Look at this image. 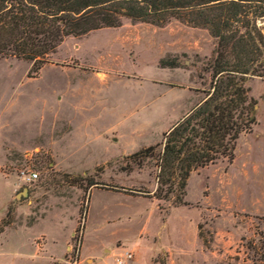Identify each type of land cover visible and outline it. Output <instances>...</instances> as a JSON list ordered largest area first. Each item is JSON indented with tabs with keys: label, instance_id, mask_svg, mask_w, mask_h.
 I'll list each match as a JSON object with an SVG mask.
<instances>
[{
	"label": "rangeland",
	"instance_id": "rangeland-1",
	"mask_svg": "<svg viewBox=\"0 0 264 264\" xmlns=\"http://www.w3.org/2000/svg\"><path fill=\"white\" fill-rule=\"evenodd\" d=\"M215 46L177 18L122 17L65 38L33 77L32 61L0 56V264H117L126 250L132 264H261L264 77L248 80L257 122L235 158L193 170L185 204L139 190L157 187L152 160L122 168L205 97Z\"/></svg>",
	"mask_w": 264,
	"mask_h": 264
},
{
	"label": "trees",
	"instance_id": "trees-1",
	"mask_svg": "<svg viewBox=\"0 0 264 264\" xmlns=\"http://www.w3.org/2000/svg\"><path fill=\"white\" fill-rule=\"evenodd\" d=\"M262 16L264 0H0V56L32 61L33 77L65 38L118 25L122 17L160 25L177 18L207 29L217 46L203 66L211 74L204 99L159 142L125 156L122 166L129 172L152 160L157 187L153 192L139 190L180 205L186 203L192 171L224 158L233 160L240 135L257 122L258 101L249 93L248 80L264 77ZM162 64L178 61L162 59ZM73 181L81 184L79 176ZM96 183L88 179L89 185ZM6 225L8 221L2 222L0 231ZM259 260L264 264V253Z\"/></svg>",
	"mask_w": 264,
	"mask_h": 264
},
{
	"label": "built area",
	"instance_id": "built-area-1",
	"mask_svg": "<svg viewBox=\"0 0 264 264\" xmlns=\"http://www.w3.org/2000/svg\"><path fill=\"white\" fill-rule=\"evenodd\" d=\"M38 171L36 170H30L29 172H26L25 170H23L21 172V176L23 177V179L25 180L26 183H30L32 181L37 180L38 178ZM133 257L132 252L126 250L123 254V256L117 258V264H125V262L131 260Z\"/></svg>",
	"mask_w": 264,
	"mask_h": 264
},
{
	"label": "crops",
	"instance_id": "crops-1",
	"mask_svg": "<svg viewBox=\"0 0 264 264\" xmlns=\"http://www.w3.org/2000/svg\"><path fill=\"white\" fill-rule=\"evenodd\" d=\"M203 99H204V98H200L199 95H198V100H197L196 102H193V103L189 106V108L185 110V113L182 114V116L180 117V119H181L185 114H187V113L189 112V110H190L194 105L196 106V105H197L198 103H200ZM180 119H179V120H180ZM177 121H178V120H177ZM177 121L175 120L173 123H175V122H177ZM171 126H172V125H171ZM171 126H170V127H171ZM44 245H45V242H44ZM68 248H69V243H68V240H67L66 243H65V248H64V250H63L62 256H63V254L65 253V251H66ZM83 249H84V247H83ZM83 249L81 250L82 252H83ZM62 256L56 255V256L54 257V259H56V258H57V259H58V258L61 259ZM107 257H108V256H107ZM107 257H106V258H103V260H102V262H101L100 264H107V262H108V261H107V259H108ZM131 260H132V261H136V258L134 257V258L131 259ZM131 260H130V262H129L128 264H132V263H131V262H132ZM97 264H98V263H97Z\"/></svg>",
	"mask_w": 264,
	"mask_h": 264
},
{
	"label": "water",
	"instance_id": "water-1",
	"mask_svg": "<svg viewBox=\"0 0 264 264\" xmlns=\"http://www.w3.org/2000/svg\"><path fill=\"white\" fill-rule=\"evenodd\" d=\"M259 21H260V24H264V16H262L260 19H259ZM26 191H27V189H25Z\"/></svg>",
	"mask_w": 264,
	"mask_h": 264
}]
</instances>
